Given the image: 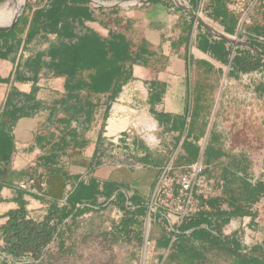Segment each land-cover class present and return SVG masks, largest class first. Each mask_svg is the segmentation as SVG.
Wrapping results in <instances>:
<instances>
[{
  "label": "crops",
  "instance_id": "1",
  "mask_svg": "<svg viewBox=\"0 0 264 264\" xmlns=\"http://www.w3.org/2000/svg\"><path fill=\"white\" fill-rule=\"evenodd\" d=\"M63 6L62 0H24L18 19L0 28V234L12 219L40 223L74 204L88 208L82 215L99 208L80 204L81 186L97 180L126 191L123 211L139 221L135 231L152 246H169L170 235V241L189 236L202 246L203 230L215 242L205 246H264V222L252 207L259 198L250 202L239 194L264 165L238 143L247 135L256 138L246 134L245 124L264 130V99L247 92L250 77L263 68L241 72L232 63L241 48L264 55L246 38L254 21L240 26L228 0H81V16L62 13L53 21ZM15 13L0 25L10 24ZM66 26L90 37L71 70L52 58V48L66 40ZM104 71L120 76L118 91L102 92L89 83ZM201 121L207 126L194 159H208L204 174L211 196L200 198L201 208L182 221L150 216L161 166L194 160L185 159L183 142L197 138L190 125ZM219 135L228 139L227 152L250 148L248 175L254 181L224 156L209 160L206 147ZM229 203L238 212L222 216L216 230L207 228L206 222L214 224L211 215ZM227 259L215 261L230 264ZM10 262L0 249V264Z\"/></svg>",
  "mask_w": 264,
  "mask_h": 264
},
{
  "label": "trees",
  "instance_id": "2",
  "mask_svg": "<svg viewBox=\"0 0 264 264\" xmlns=\"http://www.w3.org/2000/svg\"><path fill=\"white\" fill-rule=\"evenodd\" d=\"M2 0H0L1 2ZM64 3L63 9L56 13L53 21L59 18L60 15L71 16L77 13L81 16L84 13L81 9V0H62ZM87 1V0H86ZM249 8L248 16L254 21V27L258 28V33L253 32V28H248L246 38H251L249 43L252 46L260 48L264 51V0H247ZM67 4L68 6H66ZM63 13V14H62ZM64 38L58 45L52 48V58L58 62L66 70H71L73 66L78 64V55L90 40L87 34L77 36L70 26L64 29ZM79 41V45L74 44V40ZM242 51L235 50L232 63L239 71H254L255 68L262 66L263 73L257 74L256 77H250L249 89L247 92L256 95L258 99H264V55L247 48H241ZM121 79L118 74H109L104 71L101 72L95 79L92 78L89 83L95 84L97 88L102 89L104 92L118 91L121 86ZM97 89V90H100ZM114 92V93H115ZM75 110V107L70 108V111ZM264 125V118L263 123ZM207 123L205 121L192 122L190 125L193 133H197V138L191 141L185 140L183 145L187 155L186 160L194 159L198 152V139L203 135ZM228 139L219 137L213 138L206 147L205 153L209 160H216L222 156L228 158L230 166L239 170L243 176L249 177L248 167L251 165V158L249 152L250 148L245 150H238L236 154H232L225 150ZM147 160V163H150ZM154 162V161H152ZM264 165V153L259 161ZM240 197L244 196L246 200L253 201L260 196L264 195V172L259 176L255 182L250 184H243L240 188ZM242 195V196H241ZM102 197L104 200L98 202V198ZM129 201V196L126 191L122 190L117 184L109 182H99L91 180L86 187L81 186V203L87 204L91 207H108L119 206L122 210L126 208V201ZM238 197L232 198L236 202ZM88 208H79L76 204L70 209L60 208L52 213L40 223L24 219H12L3 229L0 234V239L3 240V246H0L2 252L14 264H51L47 261L50 252L62 254L66 251L64 242L70 238V234L78 225L77 217L82 215ZM161 217L167 215L163 209H157ZM237 207L234 203H229L227 210H220L218 213H213L209 219H212L214 224L211 226L208 222L210 230H216L219 226L220 219L224 215H232L237 213ZM206 219V218H205ZM208 219V218H207ZM187 225L191 226V219H188ZM127 221V220H125ZM205 223V222H204ZM211 236V235H210ZM209 231L203 230L199 237L198 242L202 246H196L192 238L189 236H182L177 239L168 240L169 246H164L167 249V254L163 260V264H216L218 258L224 255L227 260L230 259V264H264V246H251L246 248H239L237 246H205L206 244L215 245L214 241L208 240ZM195 240V239H194ZM211 258H214L213 261Z\"/></svg>",
  "mask_w": 264,
  "mask_h": 264
},
{
  "label": "rangeland",
  "instance_id": "3",
  "mask_svg": "<svg viewBox=\"0 0 264 264\" xmlns=\"http://www.w3.org/2000/svg\"><path fill=\"white\" fill-rule=\"evenodd\" d=\"M17 1L4 0L0 7L11 10ZM23 6L24 1L20 11ZM11 14L6 12L3 17ZM245 127L246 134L254 132L256 138L247 135L248 138L238 143L255 151L259 162L264 150V130L253 123ZM137 222L116 206L94 209L78 218V225L64 242L66 251L62 254L51 251L47 261L51 264H163L167 249L147 243L143 233L135 231ZM140 222L143 226L144 219Z\"/></svg>",
  "mask_w": 264,
  "mask_h": 264
},
{
  "label": "built area",
  "instance_id": "4",
  "mask_svg": "<svg viewBox=\"0 0 264 264\" xmlns=\"http://www.w3.org/2000/svg\"><path fill=\"white\" fill-rule=\"evenodd\" d=\"M228 5L230 10L239 16L240 26L249 22L250 7L247 0H228ZM207 165V157L200 154L188 163L167 162L161 166L149 205L150 216H159L156 210L160 208L165 210L168 216L175 215L178 221H182L190 213L201 208L200 198L206 200L212 194L211 185L204 174ZM202 206L207 207L206 203ZM252 207L258 212V220L264 222V195L260 196Z\"/></svg>",
  "mask_w": 264,
  "mask_h": 264
},
{
  "label": "bare ground",
  "instance_id": "5",
  "mask_svg": "<svg viewBox=\"0 0 264 264\" xmlns=\"http://www.w3.org/2000/svg\"><path fill=\"white\" fill-rule=\"evenodd\" d=\"M24 0H18L14 5H13V11H11V10H6V9H2L1 7H0V19H2L3 18V16H4V14L6 13V12H15V11H17V8L20 6V4L23 2ZM98 2V1H97ZM16 14V13H15ZM15 14L13 15V17L15 16ZM8 22V21H7ZM6 22V23H7ZM5 23V24H6ZM9 23V22H8ZM5 24H1L0 25V27L1 26H4Z\"/></svg>",
  "mask_w": 264,
  "mask_h": 264
},
{
  "label": "water",
  "instance_id": "6",
  "mask_svg": "<svg viewBox=\"0 0 264 264\" xmlns=\"http://www.w3.org/2000/svg\"><path fill=\"white\" fill-rule=\"evenodd\" d=\"M21 11L19 10L15 16V18L13 19V21L10 23V24H7V25H4V26H1L0 28H4V27H9L11 26L19 17ZM61 178V177H60ZM63 188H64V182H60V186L58 187V193H57V197L60 198L61 195H62V192H63Z\"/></svg>",
  "mask_w": 264,
  "mask_h": 264
}]
</instances>
